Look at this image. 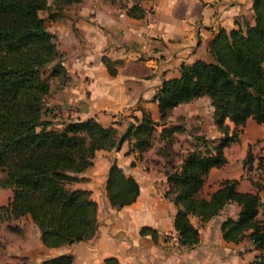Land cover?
I'll return each instance as SVG.
<instances>
[{
	"label": "crops",
	"instance_id": "obj_1",
	"mask_svg": "<svg viewBox=\"0 0 264 264\" xmlns=\"http://www.w3.org/2000/svg\"><path fill=\"white\" fill-rule=\"evenodd\" d=\"M252 1L81 0L47 9L42 17L67 73L65 80L50 79L48 116L58 127L70 120L93 117L104 127H114L118 142L109 150H96L92 164L78 174L80 179L67 184L71 189L90 191L96 202L94 236L47 247L32 223V236L29 230L17 239L10 232L0 233V264H39L61 254L71 255L72 264H101L111 256L121 264H249L256 254L250 242L244 239L236 244L222 237V221L238 216L236 203L226 205L206 221L189 215V222L198 229V243L188 247L178 242L174 228L177 208L165 195L169 189L166 171L193 150L194 135H206L217 143L223 134L214 123L208 95L174 106L165 120L160 118L155 95L164 80L180 75L182 64L213 61L209 43L220 28H236L235 19L243 25L242 18L253 24ZM134 4L143 10L141 16L128 14ZM144 114L155 122L156 130L150 147L139 154L130 151L131 142L122 136L129 124L140 123ZM226 123L232 134L234 123ZM169 126L179 129L167 144L160 133ZM263 140L264 123L249 118L237 140L224 147L225 163L209 170L202 195L208 197L225 179H237L239 191L254 192V185L245 177L244 160L249 147ZM113 163L139 186L136 200L120 208L111 206L105 189ZM0 192L4 193L0 205H7L11 189L0 186ZM260 196V211H264V192ZM21 218L31 220L29 215ZM7 220L3 224L8 230ZM144 227L153 229L156 239L141 233ZM242 243L253 252L246 263Z\"/></svg>",
	"mask_w": 264,
	"mask_h": 264
},
{
	"label": "trees",
	"instance_id": "obj_2",
	"mask_svg": "<svg viewBox=\"0 0 264 264\" xmlns=\"http://www.w3.org/2000/svg\"><path fill=\"white\" fill-rule=\"evenodd\" d=\"M81 0H0V186L10 188L7 205H0L5 219L30 216L40 231L41 242L58 247L91 238L97 228V204L90 191L71 189L68 183L92 164L96 150L117 145V130L102 126L95 118L70 120L60 127L49 117L46 99L50 79L67 78L54 36L40 12ZM253 24L235 19L236 28H220L209 43L213 61L196 60L182 64L180 75L164 80L155 95L160 118L171 109L201 95L211 98L213 119L223 134L219 142L206 135H194V148L178 165L166 171L169 189L165 195L177 210L174 228L178 242L192 247L198 243V229L189 220L196 215L206 221L230 203L239 205L238 216L221 223L222 237L239 243L247 239L256 251L249 264H264V156L248 149L245 177L254 192L237 190V179H225L208 196L202 187L209 170L225 163L224 147L237 138L249 118L264 123V0H253ZM131 16L143 10L134 4ZM226 120L234 123L229 134ZM156 124L144 114L140 123H130L122 139L131 142L130 151L141 154L150 147ZM177 126L164 127L161 137L172 142ZM111 206L120 208L134 202L137 182L113 163L106 180ZM141 233L155 231L142 228ZM39 264H72V256L61 254ZM101 264H121L107 257Z\"/></svg>",
	"mask_w": 264,
	"mask_h": 264
},
{
	"label": "rangeland",
	"instance_id": "obj_3",
	"mask_svg": "<svg viewBox=\"0 0 264 264\" xmlns=\"http://www.w3.org/2000/svg\"><path fill=\"white\" fill-rule=\"evenodd\" d=\"M53 5V3L50 4V6ZM48 10L44 9L40 12L41 16H44L46 14ZM240 132V129H239ZM239 132L237 134V138L239 135ZM237 138L235 140H237ZM234 141V140H233ZM259 147L258 151H254L255 153L262 155V150L264 151V140L262 142H258L254 145L253 150L256 149V147ZM170 170V167L167 169V171ZM0 200H4V193L0 192ZM11 220H7L8 222H10V225L8 224V230L7 228L4 226L3 223H5V217L3 216V212L0 210V233H5V235H7L8 232L13 234L14 239H17L19 237H24V231L25 230H29L30 235L32 236V233L34 232V226H33V222L31 220H28L26 218H18L17 220L12 219ZM35 225V224H34ZM1 246L2 248H4V244L1 241ZM242 249H244V254L242 255L243 258V263H246L245 259H250L252 256V251H250L248 248H246L245 244L242 243V245L240 246ZM207 258V257H206Z\"/></svg>",
	"mask_w": 264,
	"mask_h": 264
}]
</instances>
